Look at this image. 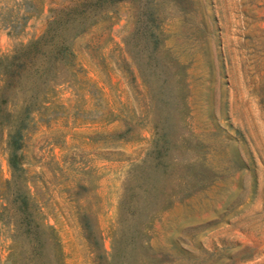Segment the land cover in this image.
Returning <instances> with one entry per match:
<instances>
[{
    "label": "rangeland",
    "instance_id": "1",
    "mask_svg": "<svg viewBox=\"0 0 264 264\" xmlns=\"http://www.w3.org/2000/svg\"><path fill=\"white\" fill-rule=\"evenodd\" d=\"M33 5L0 0V264H264V0Z\"/></svg>",
    "mask_w": 264,
    "mask_h": 264
},
{
    "label": "trees",
    "instance_id": "2",
    "mask_svg": "<svg viewBox=\"0 0 264 264\" xmlns=\"http://www.w3.org/2000/svg\"><path fill=\"white\" fill-rule=\"evenodd\" d=\"M28 3H30L31 5H33L34 4V0H26ZM33 6H35V5H33ZM29 14H34L33 12H30ZM36 41V40H35ZM59 50H60V52H61V54L63 55V56H65L67 53H69L68 51V45L66 44V43H62L60 46H59ZM18 131H16V133H17ZM13 134V135H11V136H15L16 135V137L13 139V141L12 142H14V144L15 145H13V147L14 148H20L21 147V143L19 142V139L17 138L18 136H17V134H19V133H17V134ZM17 157H18V154L16 153V152H12V154H11V156H10V162H11V164L13 165V166H17Z\"/></svg>",
    "mask_w": 264,
    "mask_h": 264
}]
</instances>
